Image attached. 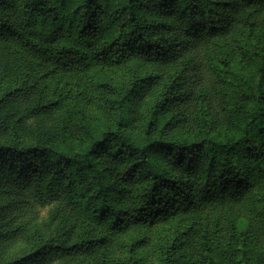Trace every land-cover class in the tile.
I'll list each match as a JSON object with an SVG mask.
<instances>
[{
  "label": "trees",
  "instance_id": "16d2710c",
  "mask_svg": "<svg viewBox=\"0 0 264 264\" xmlns=\"http://www.w3.org/2000/svg\"><path fill=\"white\" fill-rule=\"evenodd\" d=\"M158 223L159 264H264V0H0V264H138Z\"/></svg>",
  "mask_w": 264,
  "mask_h": 264
},
{
  "label": "rangeland",
  "instance_id": "374dc122",
  "mask_svg": "<svg viewBox=\"0 0 264 264\" xmlns=\"http://www.w3.org/2000/svg\"><path fill=\"white\" fill-rule=\"evenodd\" d=\"M129 63L122 64H106L94 67L87 72L83 73V76H102L107 79H112L115 81H121L127 79ZM151 67L148 69L150 70ZM75 74L62 75L63 82H67V87H69L72 92V97H74V85ZM88 90H86L83 96V103L87 110V113L91 116H95L99 112L98 103L96 100L97 91L94 88H90V82L85 80ZM68 88V89H69ZM66 91V89L64 90ZM102 95H106L107 92L101 91ZM157 94V87L153 86L146 89L140 97L137 98L134 107L131 110V122L129 124V129L138 133L143 122V114L146 108L150 105L152 100ZM50 120V119H46ZM28 125L33 124L34 118L30 117L25 120ZM35 209L40 213V215L45 216L46 221H50L53 214V206H40L34 204ZM138 230H131L128 233L118 235L117 244L115 246V255L126 257L130 253L129 244L132 239L135 238ZM148 235L152 237V241H148L142 248L134 249L133 254L137 259L138 264H159V249L158 243L164 241L166 236L170 237V231L164 225L158 223L149 227L146 231ZM113 256V254H112ZM49 264H99L96 253H80L77 255H67L62 257H56L50 261Z\"/></svg>",
  "mask_w": 264,
  "mask_h": 264
}]
</instances>
